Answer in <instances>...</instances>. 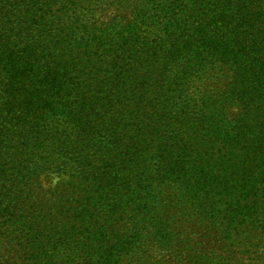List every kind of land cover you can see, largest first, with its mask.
Returning <instances> with one entry per match:
<instances>
[{
	"label": "trees",
	"instance_id": "1",
	"mask_svg": "<svg viewBox=\"0 0 264 264\" xmlns=\"http://www.w3.org/2000/svg\"><path fill=\"white\" fill-rule=\"evenodd\" d=\"M0 264H264V0H0Z\"/></svg>",
	"mask_w": 264,
	"mask_h": 264
},
{
	"label": "rangeland",
	"instance_id": "2",
	"mask_svg": "<svg viewBox=\"0 0 264 264\" xmlns=\"http://www.w3.org/2000/svg\"><path fill=\"white\" fill-rule=\"evenodd\" d=\"M45 175H43L41 177V185L42 187H44L45 189L49 186H52V185H55V182L57 181L58 179V176L56 175V173L54 174H51L49 175L47 178L44 177Z\"/></svg>",
	"mask_w": 264,
	"mask_h": 264
}]
</instances>
